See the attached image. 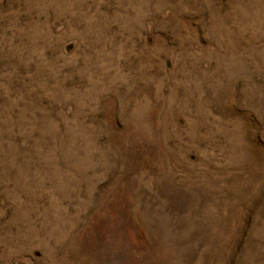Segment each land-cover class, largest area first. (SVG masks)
I'll list each match as a JSON object with an SVG mask.
<instances>
[{
  "label": "rangeland",
  "instance_id": "374dc122",
  "mask_svg": "<svg viewBox=\"0 0 264 264\" xmlns=\"http://www.w3.org/2000/svg\"><path fill=\"white\" fill-rule=\"evenodd\" d=\"M0 264H264V0H0Z\"/></svg>",
  "mask_w": 264,
  "mask_h": 264
}]
</instances>
